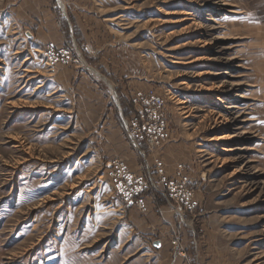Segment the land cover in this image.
Instances as JSON below:
<instances>
[{
    "label": "rangeland",
    "instance_id": "374dc122",
    "mask_svg": "<svg viewBox=\"0 0 264 264\" xmlns=\"http://www.w3.org/2000/svg\"><path fill=\"white\" fill-rule=\"evenodd\" d=\"M58 1L0 0V264H264V0ZM149 89L161 141L123 157Z\"/></svg>",
    "mask_w": 264,
    "mask_h": 264
},
{
    "label": "built area",
    "instance_id": "2783aa9c",
    "mask_svg": "<svg viewBox=\"0 0 264 264\" xmlns=\"http://www.w3.org/2000/svg\"><path fill=\"white\" fill-rule=\"evenodd\" d=\"M138 98H140V106L138 110L133 114L132 122L129 127L126 128L127 139L130 141L132 147L135 151L141 152L139 145L142 141L146 142V145L149 148H155L159 145L160 139V131L163 128L159 121L164 117V108H163V100L162 97L153 89H149V91L143 95L139 94ZM124 182V190L126 191V204L127 206H137L141 207L140 201L134 199L137 195V191L141 189V183L138 186H134L137 181H133L132 177L123 178ZM191 197V193L187 192L186 195H182V198L185 199L182 204L181 209H187V204H189V199ZM180 210V209H179ZM178 211V210H177ZM181 211H179L180 213ZM183 218L180 220L182 221ZM180 239L178 237H174L171 239L172 248L174 254L176 256H183V251L179 247Z\"/></svg>",
    "mask_w": 264,
    "mask_h": 264
},
{
    "label": "crops",
    "instance_id": "0c3cea01",
    "mask_svg": "<svg viewBox=\"0 0 264 264\" xmlns=\"http://www.w3.org/2000/svg\"><path fill=\"white\" fill-rule=\"evenodd\" d=\"M24 1L26 3L25 9H21L20 10V9L17 8L16 11H15V14L17 16L41 17L42 15H44V16L47 15V12H48L47 9L46 10L44 9L45 10L44 13L40 10L41 9L40 8V2H43V0H24ZM52 2L55 4V6L59 7V4H58L59 1L58 0H52ZM71 18L73 19L72 15H71ZM69 26H71L70 22H69ZM68 32H70V30H68ZM99 34H100L99 25L91 26L90 31H86L85 32V30H83V31L80 32V35H81L80 41H81V43L83 44V46L85 47V49L89 50L92 54L99 52V48H97L94 51L95 48H93V46H92L93 43H94V40H96L97 43L99 42ZM52 35H54L52 40H56V44H61L62 43V41H63V34L55 33V34H52ZM56 36H57V38H56ZM133 112L134 111H131V113L128 116L133 115ZM122 119H123V116L121 115L120 121H122V123H123V120ZM122 123H121V125H122ZM128 149H130V148H128ZM125 152H127L126 148H125ZM125 152H124V156L123 157H146V156H144L143 152L140 153V152H137V151L136 152L135 151H132V152L130 151V153L128 152L129 154H127ZM133 152H135L136 154H134ZM181 154H182V156H185V153L184 152H182ZM147 157H172V154H171V146H165L163 149H159V150H156V151H154L152 153H149V154H147ZM129 163L130 164H128V166L131 169L132 173L135 172L139 176L142 175L143 167L141 165H137V163L134 162V159L133 158L130 159V162ZM183 172L184 171H181L180 172L179 169H178V171H177V176H178L177 179L180 178L179 177L180 176L179 174L180 173H183ZM167 208L168 207H164L163 206L160 209L164 211ZM150 210L152 211V209H150ZM148 211H149V209H148ZM174 211H176L175 208H174ZM156 214H157V210L154 213L151 212L150 214H148V216L145 217L144 219L148 218L149 219V223L148 222H145V221H142V224H144V222H145V224H149L151 226L157 225L158 224V221H156V220L159 219V218L157 217ZM176 214H177V217L179 219L183 218L182 215H181V213H178V211L176 212Z\"/></svg>",
    "mask_w": 264,
    "mask_h": 264
},
{
    "label": "water",
    "instance_id": "95a60500",
    "mask_svg": "<svg viewBox=\"0 0 264 264\" xmlns=\"http://www.w3.org/2000/svg\"><path fill=\"white\" fill-rule=\"evenodd\" d=\"M160 246V243L159 242H155L154 243V247L158 248Z\"/></svg>",
    "mask_w": 264,
    "mask_h": 264
},
{
    "label": "bare ground",
    "instance_id": "6f19581e",
    "mask_svg": "<svg viewBox=\"0 0 264 264\" xmlns=\"http://www.w3.org/2000/svg\"><path fill=\"white\" fill-rule=\"evenodd\" d=\"M220 87H222V85L217 86V88H220Z\"/></svg>",
    "mask_w": 264,
    "mask_h": 264
}]
</instances>
